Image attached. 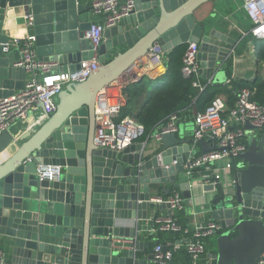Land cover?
Here are the masks:
<instances>
[{"label":"water","instance_id":"water-1","mask_svg":"<svg viewBox=\"0 0 264 264\" xmlns=\"http://www.w3.org/2000/svg\"><path fill=\"white\" fill-rule=\"evenodd\" d=\"M207 1L134 0L129 15L105 28L97 71L63 89L56 110L19 146L10 131L1 133L0 248L11 263L155 264L153 253L141 257L140 247L125 248L124 241L154 228L144 223L149 208L172 215L169 204L153 201L152 194L153 187L170 183L187 199L203 198L204 213L220 225L216 248L198 264H264L263 128L247 121V149L231 158L229 180L200 191L191 177H178L185 173L191 143L179 133L162 135L150 151L135 142L122 151L91 142L97 93L136 61L143 62L154 44L170 52L196 42L202 78L219 77L242 40L216 28L203 7ZM17 9L33 15L29 26L37 55L56 62L58 71L73 72L94 56L85 37L94 23L88 0H0V98L22 90L28 75L15 65L20 50H6L7 25ZM123 45L129 50L113 57ZM200 144L204 152L213 149L205 139ZM40 164L61 166V179L41 180Z\"/></svg>","mask_w":264,"mask_h":264},{"label":"built area","instance_id":"built-area-1","mask_svg":"<svg viewBox=\"0 0 264 264\" xmlns=\"http://www.w3.org/2000/svg\"><path fill=\"white\" fill-rule=\"evenodd\" d=\"M93 15L101 17L100 21H93L91 28L85 32V37L92 44L94 56L80 62L77 70L71 72L58 71L56 62L45 60L37 55L35 37L33 34L25 38H12L7 43L6 50L18 48L20 59L16 66L23 67L28 73L25 86L13 95L0 98V135L18 122L26 120L31 112L40 103L44 104L46 114L56 110L54 98L62 90L76 82L87 80L100 66L98 48L103 41L105 28L112 27L129 15L134 9V0H90ZM244 9L252 21L251 32L257 38H264V0H244ZM23 18L28 24L33 23V15L24 14ZM199 45L189 42L183 57L182 72L185 76L196 77L195 86L201 90L204 86L200 82V62L198 60ZM165 51L160 45L152 46L145 56V69L159 67L164 63ZM128 83L116 79L102 88L96 96L95 102V131L93 142L99 148L122 151L133 144L145 133V127L133 116H121V111L126 99L124 88ZM253 91L243 88L237 93L234 107L228 109L226 99L217 96L207 108L199 112L194 118L193 136L190 143V156L184 162L185 172L192 177L197 169L204 170L202 182L217 185L222 181L224 171L230 170L232 157L238 156L247 149L245 123L250 121L254 126L264 129V103L252 99ZM227 112V115H223ZM120 117V118H119ZM119 118V120H116ZM180 116L172 113L154 132L153 138L161 140L162 135L179 132ZM205 139L213 148L209 151L196 152L200 140ZM176 164V161H173ZM213 173H206V172ZM63 170L59 165L40 164L37 174L41 180L58 181ZM195 183V182H194ZM153 201L169 204L172 213L183 209V196L179 191H174L167 199L153 198ZM160 224V230H179L181 227L169 215L155 219ZM220 230L217 221L211 220L201 224L194 230L193 239L184 243L177 240L173 243L156 244L154 259L156 264H169L175 254L185 247L192 261L197 264L206 252L205 239L215 235ZM165 247H168L165 250ZM0 264H14L5 259V254L0 251Z\"/></svg>","mask_w":264,"mask_h":264},{"label":"crops","instance_id":"crops-1","mask_svg":"<svg viewBox=\"0 0 264 264\" xmlns=\"http://www.w3.org/2000/svg\"><path fill=\"white\" fill-rule=\"evenodd\" d=\"M88 1L90 2V0ZM243 3L244 0H208L206 3L203 4V7L207 9V12H210L212 14L211 18L213 22H216L215 26L217 29L237 40H242L241 42L242 44L240 45V48L237 49L235 52H233V55H231V57L223 64L220 70L221 72L219 74V77L214 80L204 79L205 81H207V83H222L228 85L229 87H232L233 82L253 81L258 75L264 77V62L261 63L257 57V45L260 44L261 40H263L264 38L261 39L252 35L254 39H256L254 41L255 46L251 40L246 42V39H248L250 34H252L251 32L252 21L247 15ZM25 13L26 12H24L22 9H17L15 12L11 14L10 16L11 19L9 21V24L7 25V34L10 35V39L16 37L25 38L28 35L32 34V30L29 24L23 18V15ZM91 17L93 21L98 22L101 20V17L96 15H93ZM129 48H130L129 46L123 45L121 49H118L116 51L114 50L113 57L120 52L122 53L126 52L127 50H129ZM170 52H165L164 63L161 66L149 67L147 70L144 68L145 67L144 59L146 56L145 54L142 57L143 62L136 61L129 71L125 70L124 72H122L121 76L118 77L117 79H121L129 83L131 81H137L140 78H142L145 79L146 88H148L149 84L152 85L155 81L160 80L162 77H164L167 71V56ZM111 58L107 60L109 61L111 60ZM230 63H231L232 75L228 76L227 68ZM201 78L202 76L200 77V82H201ZM201 84L205 87V85L202 82ZM244 88H248V87H244ZM220 96H223L225 98L224 95H220ZM54 100L56 104L59 102L58 95L54 98ZM45 118H46V113L44 111V108L41 106V104H39L37 108L31 112V114L26 120L18 121L14 123L9 129V131L13 134L14 137V145L19 146L22 142L26 141L27 138H25V135L26 134L32 135L33 133H35L36 130H38L41 127V124L43 123ZM119 118H117L116 120H119ZM182 121L186 122V128H184V131H182L179 126L178 133L181 136V138L184 139L188 138L191 140L193 136L194 120H188L186 118L183 119L180 116V122ZM157 128L158 127H156V129ZM156 129H154L150 133V135L145 141L136 140L135 144L136 145L141 144V146L143 147L142 149L145 148L144 150L150 151V149L156 144V139L153 138V134ZM93 135H94V130L92 129L91 142H93ZM14 145L12 146L13 148L15 147ZM202 151L203 148L199 143L197 145L196 152L199 153ZM206 173H213V172L208 171ZM204 174H205L204 170L200 168L195 170V172L191 177L192 180L195 182L193 183L192 187L198 189V191L202 190V188L206 184H208L206 182H202L204 178ZM230 175H231V169L224 171L222 182L229 180V178L231 177ZM186 176H187L186 172L183 174H178L179 178H183V177L185 178ZM174 191H179L183 196L182 190L170 183L153 187L152 194L154 198L163 197L167 199ZM183 199H184L183 209H181L180 211H174L172 213V217L174 218L175 222L181 227V229L165 230V231L160 230V224H157L155 222V219L160 216L161 217L167 216L166 215L167 209L149 208L148 219L144 223L146 225H150L154 223L155 224L154 228L151 230L141 231L139 233L138 238H134L128 241L125 240L124 243L126 244L124 247L128 249L132 247L134 248L140 247L138 249L140 256L147 257L149 254H152L154 252V247L158 243L166 246L167 244L173 243L177 240H183L184 243L192 240L194 230L201 224H205L211 221L212 219L209 214L204 213L203 211V206H202L203 198L201 199V197L194 196L191 199H187L183 196ZM129 224L133 225L134 221H130ZM173 235H178V238L171 240ZM140 242H144L143 244H148V245L144 247L143 245L140 246L141 244ZM205 245H206V252L203 254L200 261L204 259V257L206 256L209 250L216 248V235H212L206 238ZM0 251H2L5 254V259L8 262H10V254H8L6 251H3L1 248ZM188 256L190 260H188ZM173 261L174 264H195L192 261L188 252L186 251L185 247H183L175 254Z\"/></svg>","mask_w":264,"mask_h":264},{"label":"trees","instance_id":"trees-1","mask_svg":"<svg viewBox=\"0 0 264 264\" xmlns=\"http://www.w3.org/2000/svg\"><path fill=\"white\" fill-rule=\"evenodd\" d=\"M187 47L188 43L178 45L168 54L164 77L155 81L149 90L145 79L131 81L124 88L126 102L121 115H131L145 127L144 135L138 140L145 141L172 113H177L183 119L194 120V116L204 111L217 96L224 95L227 107L231 109L236 104L237 93L244 87L254 91L253 100L264 103V77L261 75L253 81L233 82L232 87L222 83H207L202 78L204 89L195 86L196 77L182 73ZM257 57L261 63L264 62V39L257 45ZM227 75H232L231 63L228 65ZM223 115H227V112ZM176 238L178 235H173L171 240Z\"/></svg>","mask_w":264,"mask_h":264},{"label":"rangeland","instance_id":"rangeland-1","mask_svg":"<svg viewBox=\"0 0 264 264\" xmlns=\"http://www.w3.org/2000/svg\"><path fill=\"white\" fill-rule=\"evenodd\" d=\"M252 35H253V34H250L249 38L246 39V42H248L249 40H251V41L253 42L254 46H255L254 41H255L256 39H254V37H253ZM150 87H151V84L148 85V88H147V89L149 90ZM148 90H147V91H148ZM192 122H193V121H192ZM179 125H180V129H181L182 131H184V128H186V122L182 121V122L179 123Z\"/></svg>","mask_w":264,"mask_h":264}]
</instances>
